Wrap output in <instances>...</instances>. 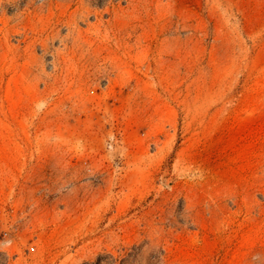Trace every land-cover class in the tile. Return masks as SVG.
I'll use <instances>...</instances> for the list:
<instances>
[{
  "label": "rangeland",
  "instance_id": "rangeland-1",
  "mask_svg": "<svg viewBox=\"0 0 264 264\" xmlns=\"http://www.w3.org/2000/svg\"><path fill=\"white\" fill-rule=\"evenodd\" d=\"M264 264V0H0V264Z\"/></svg>",
  "mask_w": 264,
  "mask_h": 264
},
{
  "label": "trees",
  "instance_id": "trees-1",
  "mask_svg": "<svg viewBox=\"0 0 264 264\" xmlns=\"http://www.w3.org/2000/svg\"><path fill=\"white\" fill-rule=\"evenodd\" d=\"M143 251L141 245L132 246L130 251L124 249L117 252L105 251L85 264H162L160 253L151 252L144 257Z\"/></svg>",
  "mask_w": 264,
  "mask_h": 264
}]
</instances>
